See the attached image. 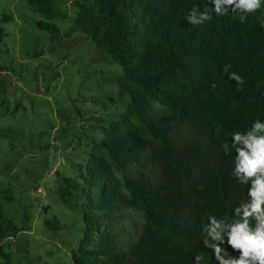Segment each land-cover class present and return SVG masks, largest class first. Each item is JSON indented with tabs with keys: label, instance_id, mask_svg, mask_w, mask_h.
I'll list each match as a JSON object with an SVG mask.
<instances>
[{
	"label": "trees",
	"instance_id": "obj_1",
	"mask_svg": "<svg viewBox=\"0 0 264 264\" xmlns=\"http://www.w3.org/2000/svg\"><path fill=\"white\" fill-rule=\"evenodd\" d=\"M26 2L43 17L36 24L52 48L80 31L120 69L122 110L89 141L76 175L62 179L78 188L80 235L71 264H195L197 255L200 264H217L202 229L210 216L236 219L234 209L248 199V185L232 174V133L264 121V7L244 23L230 7L192 25L185 17L194 7L214 4L72 0L75 16L63 33L54 20L65 15L63 0ZM0 17L13 19L7 12ZM2 67L21 75L19 67ZM232 72L242 85L229 79ZM57 190L65 200L63 185ZM0 257L11 264L1 245Z\"/></svg>",
	"mask_w": 264,
	"mask_h": 264
},
{
	"label": "rangeland",
	"instance_id": "obj_2",
	"mask_svg": "<svg viewBox=\"0 0 264 264\" xmlns=\"http://www.w3.org/2000/svg\"><path fill=\"white\" fill-rule=\"evenodd\" d=\"M60 9L65 15L54 20L65 33L76 9L72 0ZM3 12L13 19L0 17V245L11 264H71L80 235L78 188L62 179L76 175L89 141L122 110L120 69L80 31L52 48L36 24L43 17L26 0H0ZM2 66L22 69L12 99L5 96L11 71Z\"/></svg>",
	"mask_w": 264,
	"mask_h": 264
},
{
	"label": "clouds",
	"instance_id": "obj_3",
	"mask_svg": "<svg viewBox=\"0 0 264 264\" xmlns=\"http://www.w3.org/2000/svg\"><path fill=\"white\" fill-rule=\"evenodd\" d=\"M213 8L199 11L193 8L185 17L192 25L203 24L216 15H227L229 8L240 11V22L244 23L248 15L260 11L264 0H208ZM230 65L225 66V71ZM229 79L238 85L244 83L241 76L232 72ZM215 86V85H213ZM232 147L236 156L233 176L242 184L248 185V199L234 209L231 222L225 219L209 217V223L202 229L203 244L212 250L217 264H264V121L259 119L252 122V127L244 132L232 133ZM226 154L230 152L229 145H222ZM255 221V224L252 223ZM223 245H227L238 255L225 253ZM201 255L195 257V264H200Z\"/></svg>",
	"mask_w": 264,
	"mask_h": 264
},
{
	"label": "water",
	"instance_id": "obj_4",
	"mask_svg": "<svg viewBox=\"0 0 264 264\" xmlns=\"http://www.w3.org/2000/svg\"><path fill=\"white\" fill-rule=\"evenodd\" d=\"M5 79H6V93H5V96H6L7 99H12V97L14 96L13 87H14V84L16 83V81L14 80V78H13L11 73H6Z\"/></svg>",
	"mask_w": 264,
	"mask_h": 264
}]
</instances>
